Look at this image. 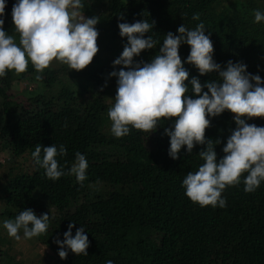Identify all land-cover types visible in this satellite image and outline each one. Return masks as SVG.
I'll return each instance as SVG.
<instances>
[{
  "label": "trees",
  "instance_id": "1",
  "mask_svg": "<svg viewBox=\"0 0 264 264\" xmlns=\"http://www.w3.org/2000/svg\"><path fill=\"white\" fill-rule=\"evenodd\" d=\"M15 2L5 0L4 30L15 35L19 43L12 23ZM82 3L86 18H100L96 25L99 51L86 69L76 72L61 64L37 73L29 63L25 73L9 71L0 78V139L11 157L28 155L32 163L30 173L7 174L0 195L1 222L14 220L25 209H32L38 217L49 214L47 232L36 238L58 259L60 249L54 241H63L69 223H75L73 236L83 226L89 239L88 255L77 256L65 249L68 256L60 259L62 264H106L108 260L113 264H264V181L255 192L246 193L245 173L239 185L227 187L222 193L227 201L225 208L193 204L182 182L187 173L197 171L204 163L198 154L206 145H196L191 154L182 147L179 159H171L170 138L164 135V128L172 127L174 121L163 119L154 133L130 128L127 136L116 138L107 114L110 105L101 99L110 90H117V77L110 73L122 67L114 68L113 61L127 44L118 24L142 20L155 21L144 38L151 35L160 43L134 57V62H150L168 32L178 35L180 25L191 30L202 22L205 35L213 43V60L222 69L229 60L243 63L248 73L264 80V21L254 23V11L264 12V0ZM193 14H199L200 19L193 20ZM189 53L190 47L182 44L179 55L189 72L185 82L188 95L196 98L191 79L196 77L203 85L219 80V75L213 72L201 76L195 66L186 63ZM37 75L42 79L37 80ZM28 80L39 87L26 93L23 104L14 99L11 90L14 84ZM88 94L90 100L84 97ZM207 118L210 127L206 139L221 141L214 149L219 162L227 138L236 128L234 117L226 110L218 117ZM246 122L264 127V118ZM37 144H55L57 148L63 144L67 155L56 159L66 172L75 162V154H84L88 168L83 186L74 175L48 179L32 159ZM45 206L52 209V215Z\"/></svg>",
  "mask_w": 264,
  "mask_h": 264
},
{
  "label": "clouds",
  "instance_id": "2",
  "mask_svg": "<svg viewBox=\"0 0 264 264\" xmlns=\"http://www.w3.org/2000/svg\"><path fill=\"white\" fill-rule=\"evenodd\" d=\"M82 0H16L12 6V23L15 35L4 30L5 0H0V78L7 72L23 74L29 63L37 73L49 68L53 61L67 65L72 71L86 69L97 55L99 33L96 25L99 17L86 18L82 12ZM123 19V16L120 17ZM199 20V14H193ZM264 21V12L254 11V23ZM155 21L147 20L134 23H119L120 36L127 37L122 54L113 61V67L120 70L110 73L117 77V90L112 106L108 109L111 133L122 138L130 133V128L156 132L163 119L174 121L172 127L164 128V135L170 138L168 155L179 159L182 147L186 146L191 154L196 145H206L199 152L204 162L195 172H189L182 182L185 195L193 204L200 207L211 205L225 208L227 201L222 193L227 187L237 186L244 176V191L255 192L264 181V127L246 121L264 118V80L259 75L247 72L243 63L227 62L225 68L213 60V43L205 35V25L201 22L194 29L184 24L177 29L178 35L168 32L162 45L150 62H134V57L143 51L153 50L160 43L149 35ZM182 44L190 47L186 63L195 66L201 76L216 72L219 80L201 84L198 78L190 81L189 72L184 68L179 48ZM37 80L42 76L37 75ZM206 88L207 91H203ZM233 114L235 130L227 138L222 151L224 156L217 162L215 147L221 141L206 139V129L210 127L207 117H218L225 111ZM43 153V156L41 154ZM67 155L66 147L55 144L42 147L37 144L32 159L36 166L44 169L48 179L56 181L64 175H74L83 186L88 163L84 154L77 152L75 162L66 172L56 157ZM50 216L45 213L38 217L32 209L20 211L14 220L3 221L10 238L32 239L45 234L49 228ZM69 223L63 241L57 238L54 243L59 247L58 256L64 260L68 251L79 256L88 255L89 239L85 228L72 229ZM106 264H113L112 260Z\"/></svg>",
  "mask_w": 264,
  "mask_h": 264
},
{
  "label": "rangeland",
  "instance_id": "3",
  "mask_svg": "<svg viewBox=\"0 0 264 264\" xmlns=\"http://www.w3.org/2000/svg\"><path fill=\"white\" fill-rule=\"evenodd\" d=\"M102 9L99 10V12ZM105 56V53H103ZM61 66V63L53 61L50 67L58 68ZM63 80L68 81V77L64 76ZM63 81V82H64ZM64 82V83H65ZM39 84L35 81L28 80L22 81L14 84L11 93L18 102L23 104L26 103V93L32 91V89H37ZM97 95H100V91L97 92ZM116 93L113 90H110L106 94L101 96V99L110 107L114 103ZM86 100H90V96H84ZM3 124V118L1 115L0 107V128ZM32 171L31 159L28 155H23L19 158H13L9 155V151L6 148L5 142L3 139H0V195L3 188V182L6 179L8 173L12 175L17 173H30ZM3 209V203L0 198V213ZM44 210L50 211L53 213L52 209H48L46 206ZM21 240L16 241L14 238H10L3 228V223L0 219V264H62L60 259L53 255L48 248L42 245L36 237L32 239H24L23 233H20Z\"/></svg>",
  "mask_w": 264,
  "mask_h": 264
}]
</instances>
